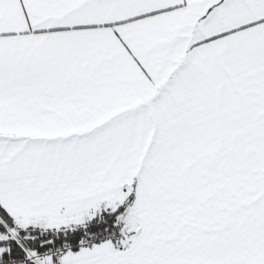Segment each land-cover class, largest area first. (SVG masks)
I'll use <instances>...</instances> for the list:
<instances>
[{"label": "snow or ice", "instance_id": "obj_1", "mask_svg": "<svg viewBox=\"0 0 264 264\" xmlns=\"http://www.w3.org/2000/svg\"><path fill=\"white\" fill-rule=\"evenodd\" d=\"M0 264H264V0H0Z\"/></svg>", "mask_w": 264, "mask_h": 264}]
</instances>
